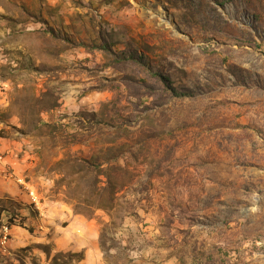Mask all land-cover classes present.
Here are the masks:
<instances>
[{
  "label": "rangeland",
  "instance_id": "obj_1",
  "mask_svg": "<svg viewBox=\"0 0 264 264\" xmlns=\"http://www.w3.org/2000/svg\"><path fill=\"white\" fill-rule=\"evenodd\" d=\"M3 208L0 264H264V0H0Z\"/></svg>",
  "mask_w": 264,
  "mask_h": 264
},
{
  "label": "built area",
  "instance_id": "obj_2",
  "mask_svg": "<svg viewBox=\"0 0 264 264\" xmlns=\"http://www.w3.org/2000/svg\"><path fill=\"white\" fill-rule=\"evenodd\" d=\"M20 182H22V179H20ZM30 196L32 197V192H30ZM36 199L37 203H39V199L38 198H34ZM6 231H8V228L7 227H4Z\"/></svg>",
  "mask_w": 264,
  "mask_h": 264
},
{
  "label": "trees",
  "instance_id": "obj_3",
  "mask_svg": "<svg viewBox=\"0 0 264 264\" xmlns=\"http://www.w3.org/2000/svg\"><path fill=\"white\" fill-rule=\"evenodd\" d=\"M2 210L5 211V212L6 211L8 212L7 208L0 209V220H1V217H2V212H1Z\"/></svg>",
  "mask_w": 264,
  "mask_h": 264
}]
</instances>
